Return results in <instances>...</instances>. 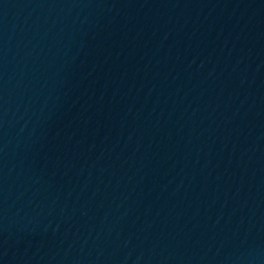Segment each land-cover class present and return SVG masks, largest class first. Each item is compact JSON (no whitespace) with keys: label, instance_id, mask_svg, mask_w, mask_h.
<instances>
[{"label":"water","instance_id":"water-1","mask_svg":"<svg viewBox=\"0 0 264 264\" xmlns=\"http://www.w3.org/2000/svg\"><path fill=\"white\" fill-rule=\"evenodd\" d=\"M0 264H264V0H0Z\"/></svg>","mask_w":264,"mask_h":264}]
</instances>
